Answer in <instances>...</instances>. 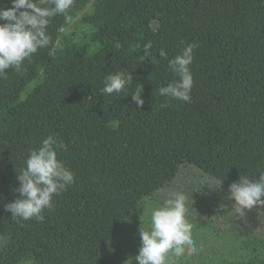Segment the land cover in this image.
<instances>
[{
    "label": "trees",
    "instance_id": "16d2710c",
    "mask_svg": "<svg viewBox=\"0 0 264 264\" xmlns=\"http://www.w3.org/2000/svg\"><path fill=\"white\" fill-rule=\"evenodd\" d=\"M92 1L51 18L52 43L0 78V236L8 237L0 264H113L107 247L183 165L227 188L264 173V0H95L83 20L100 24L91 42L62 34ZM147 42L155 60L141 63ZM190 44L191 101L161 96L178 79L169 61ZM117 72H130L133 85L103 94ZM136 84L142 106L132 101ZM54 125L57 157L75 182L42 222L14 220L5 205L19 195L17 175Z\"/></svg>",
    "mask_w": 264,
    "mask_h": 264
},
{
    "label": "clouds",
    "instance_id": "9594fccd",
    "mask_svg": "<svg viewBox=\"0 0 264 264\" xmlns=\"http://www.w3.org/2000/svg\"><path fill=\"white\" fill-rule=\"evenodd\" d=\"M74 0H12V6H0V78L6 76L9 69L19 71L24 61L29 60L38 50L48 47L52 38L47 29L51 18L67 15ZM119 47V45H117ZM147 42L143 45L140 62L147 59L154 62ZM195 44L184 47L179 54L169 61V67L178 79L166 87L159 88V94L173 100L190 102L194 86L190 65L193 62ZM160 57H167L161 49ZM130 72H117L106 75L103 94H120L133 85ZM136 91L131 94L132 101L142 106L143 86L136 84ZM162 104L161 107H166ZM57 138L49 135L38 148L30 149L25 166L17 175L19 194L14 202L5 205V210L17 221H29L33 218L44 220L43 212L51 209L53 198L74 184V173L57 157ZM264 173L258 179L241 175L238 181L228 188V199L233 201L234 212L244 217L246 210L254 206H264ZM186 196L177 192L161 205L149 206L146 211L149 221L140 227L141 245L135 260L138 264H168L170 255L180 257L196 251L192 238L193 225L186 219ZM145 210V209H144ZM8 237L0 236V246L7 243Z\"/></svg>",
    "mask_w": 264,
    "mask_h": 264
},
{
    "label": "rangeland",
    "instance_id": "374dc122",
    "mask_svg": "<svg viewBox=\"0 0 264 264\" xmlns=\"http://www.w3.org/2000/svg\"><path fill=\"white\" fill-rule=\"evenodd\" d=\"M95 0L69 22L62 30L76 38L78 43H90L92 34L100 28L84 25V18L93 11ZM96 46L90 45L94 52ZM54 136L60 135L58 125L53 126ZM186 196V219L193 225L194 253L185 252L176 257L170 255L168 264H256L264 260V209L254 206L246 210L244 217L235 214L228 199V188L205 176L190 164L181 167L173 184L147 198L133 219L126 221L105 251V257L113 264H138L135 257L141 245L139 230L146 226L149 215L146 209L156 207L171 198L174 193ZM145 209V210H144ZM24 264H34L27 260Z\"/></svg>",
    "mask_w": 264,
    "mask_h": 264
}]
</instances>
